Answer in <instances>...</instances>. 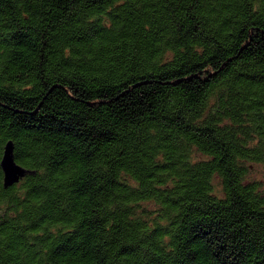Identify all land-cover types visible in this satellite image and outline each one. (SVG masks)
<instances>
[{
  "label": "trees",
  "instance_id": "16d2710c",
  "mask_svg": "<svg viewBox=\"0 0 264 264\" xmlns=\"http://www.w3.org/2000/svg\"><path fill=\"white\" fill-rule=\"evenodd\" d=\"M0 264H264V0H0Z\"/></svg>",
  "mask_w": 264,
  "mask_h": 264
},
{
  "label": "water",
  "instance_id": "95a60500",
  "mask_svg": "<svg viewBox=\"0 0 264 264\" xmlns=\"http://www.w3.org/2000/svg\"><path fill=\"white\" fill-rule=\"evenodd\" d=\"M14 145L11 140H8L3 147L2 156L0 158V167L3 173V187L7 188L18 182L26 173L31 171L18 164L13 153Z\"/></svg>",
  "mask_w": 264,
  "mask_h": 264
},
{
  "label": "rangeland",
  "instance_id": "374dc122",
  "mask_svg": "<svg viewBox=\"0 0 264 264\" xmlns=\"http://www.w3.org/2000/svg\"><path fill=\"white\" fill-rule=\"evenodd\" d=\"M252 177L264 178V171H262L261 167H255L252 172Z\"/></svg>",
  "mask_w": 264,
  "mask_h": 264
}]
</instances>
